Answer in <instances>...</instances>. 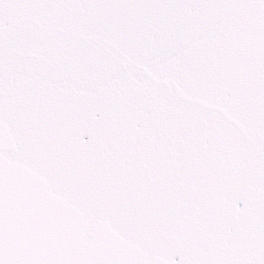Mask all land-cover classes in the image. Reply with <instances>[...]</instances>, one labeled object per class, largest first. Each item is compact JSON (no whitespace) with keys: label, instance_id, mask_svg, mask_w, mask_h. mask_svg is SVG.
I'll return each instance as SVG.
<instances>
[{"label":"snow or ice","instance_id":"1","mask_svg":"<svg viewBox=\"0 0 264 264\" xmlns=\"http://www.w3.org/2000/svg\"><path fill=\"white\" fill-rule=\"evenodd\" d=\"M0 264H264V0H0Z\"/></svg>","mask_w":264,"mask_h":264}]
</instances>
